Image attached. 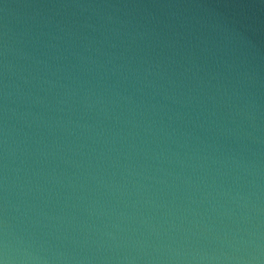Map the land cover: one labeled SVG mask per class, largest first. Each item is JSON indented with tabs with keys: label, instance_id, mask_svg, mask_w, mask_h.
Masks as SVG:
<instances>
[{
	"label": "water",
	"instance_id": "obj_1",
	"mask_svg": "<svg viewBox=\"0 0 264 264\" xmlns=\"http://www.w3.org/2000/svg\"><path fill=\"white\" fill-rule=\"evenodd\" d=\"M0 264H264V0H0Z\"/></svg>",
	"mask_w": 264,
	"mask_h": 264
}]
</instances>
